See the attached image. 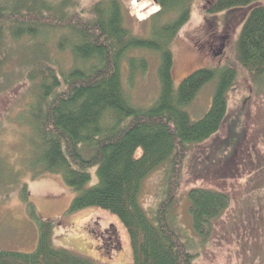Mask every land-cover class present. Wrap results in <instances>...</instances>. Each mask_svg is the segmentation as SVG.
Instances as JSON below:
<instances>
[{
  "label": "trees",
  "instance_id": "trees-1",
  "mask_svg": "<svg viewBox=\"0 0 264 264\" xmlns=\"http://www.w3.org/2000/svg\"><path fill=\"white\" fill-rule=\"evenodd\" d=\"M193 3L156 0L160 11L146 22L151 30L145 38L126 27L122 0H0V92L16 46L30 42L20 51L32 101L20 116L37 140L31 171L35 177L61 176L77 193L69 214L97 209L117 218L129 237L133 264H195L193 245L174 219L187 157L192 146L224 127L238 68L254 83L264 82V0H213L207 14L245 13L236 63L197 70L175 87L171 45L190 21ZM52 40L57 52L71 56L67 70L52 58L47 47ZM138 50L160 55V90L147 108L131 99L124 84L125 63L129 89L149 69L145 58L132 55ZM210 83H215L211 108L193 120L187 107ZM163 166L164 198L151 218L142 203L143 187ZM93 170L97 183L90 186ZM22 196L38 227V246L33 253L0 250V264H100L56 248L54 224L38 216L26 187ZM188 200L194 233L205 242L231 198L198 188L189 191Z\"/></svg>",
  "mask_w": 264,
  "mask_h": 264
},
{
  "label": "rangeland",
  "instance_id": "rangeland-1",
  "mask_svg": "<svg viewBox=\"0 0 264 264\" xmlns=\"http://www.w3.org/2000/svg\"><path fill=\"white\" fill-rule=\"evenodd\" d=\"M122 1L126 27L136 36L149 37L151 26L146 22L160 8L154 0ZM145 1L149 7L143 14L146 18H141L135 3ZM211 1L194 0L190 21L171 45L175 87L197 70L236 63L235 47L245 13L207 14ZM151 10L153 13L148 14ZM55 42L52 40L47 47L55 62L67 70L72 58L69 53L57 52ZM29 43L23 41L16 46L14 58L5 68L7 81L0 92V250L33 253L38 246V227L22 196L26 187L29 203L38 216L54 224L56 248L100 264H133L129 237L117 218L97 209L69 214L77 193L65 185L61 176L35 177L30 169L37 140L32 128L21 123L24 115L20 116L32 101L20 51ZM132 55L145 58L149 69L137 75L129 89L125 63L124 84L131 99L147 108L160 90V55L147 50ZM238 70V79L228 95L225 125L209 141L191 147L174 210L181 235L193 245L195 264H264V82L256 84L245 70ZM214 90L215 83L206 85L187 107L193 120L210 110ZM165 168L154 172L144 183L141 198L151 218L164 198L160 199ZM92 174L90 186L97 183L96 170ZM198 188L222 192L231 198L229 209L213 221L205 242L194 233L188 200L189 191Z\"/></svg>",
  "mask_w": 264,
  "mask_h": 264
},
{
  "label": "bare ground",
  "instance_id": "bare-ground-1",
  "mask_svg": "<svg viewBox=\"0 0 264 264\" xmlns=\"http://www.w3.org/2000/svg\"><path fill=\"white\" fill-rule=\"evenodd\" d=\"M148 1V0H147ZM147 1H145V2H142V3H135V6H136V10H137V12H138V16L139 17H141V18H143V17H145L146 18V16L145 15H143V14H145L146 13V10L148 9V7H149V2H147ZM150 13H148V14H152L153 13V10H151V11H149ZM147 14V13H146Z\"/></svg>",
  "mask_w": 264,
  "mask_h": 264
},
{
  "label": "water",
  "instance_id": "water-1",
  "mask_svg": "<svg viewBox=\"0 0 264 264\" xmlns=\"http://www.w3.org/2000/svg\"><path fill=\"white\" fill-rule=\"evenodd\" d=\"M154 4H156V0H154Z\"/></svg>",
  "mask_w": 264,
  "mask_h": 264
}]
</instances>
